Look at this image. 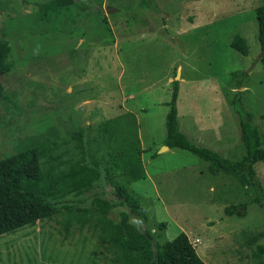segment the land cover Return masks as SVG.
Returning a JSON list of instances; mask_svg holds the SVG:
<instances>
[{"label": "rangeland", "instance_id": "obj_1", "mask_svg": "<svg viewBox=\"0 0 264 264\" xmlns=\"http://www.w3.org/2000/svg\"><path fill=\"white\" fill-rule=\"evenodd\" d=\"M46 1L0 0V37L13 64L0 76V159L39 144L73 162V131L82 134L86 158H99L108 136L103 120L132 112L146 177L127 189L145 209L154 239L171 240L180 229L206 264H264V252L254 257L255 243L245 242L264 230V210L252 203L245 216L224 213L229 203L246 201L249 189L211 174L208 162L189 151L162 144L172 80L179 129L193 143L231 160L245 154L240 114L230 102L235 93L239 112L251 115L264 142V69L254 63L261 51L254 8L264 0H82L88 11L80 14L73 4L42 10ZM236 34L247 55L229 45ZM254 169L264 188V161ZM111 189L103 183L105 196ZM65 216L1 232L0 264H116L98 246L103 223L66 224ZM258 243L264 246V237Z\"/></svg>", "mask_w": 264, "mask_h": 264}, {"label": "trees", "instance_id": "obj_2", "mask_svg": "<svg viewBox=\"0 0 264 264\" xmlns=\"http://www.w3.org/2000/svg\"><path fill=\"white\" fill-rule=\"evenodd\" d=\"M100 5L102 0H94ZM71 4L80 13L88 8L82 0H48L40 4L42 10L60 12ZM105 23V17L100 16ZM257 24V39L264 48V2L254 8ZM108 29V27L106 26ZM229 45L242 55L248 54L244 37L236 34ZM11 48L7 40L0 37V76L13 68L9 61ZM264 69V55L259 60ZM237 73L233 76L236 78ZM236 78V87L240 85ZM170 100L165 104L168 110L164 116L165 137L163 144L168 148L189 151L208 162L211 174L224 173L232 176L242 187L248 188L247 200L231 202L224 207L226 215H246L248 204L256 203L264 210V188L256 176L254 163L264 161V142L258 127L252 123L251 115L239 112V93L231 104L240 114V140L245 154L231 160L217 151L193 143L178 126L177 90L178 80H172ZM237 100V101H236ZM235 102V103H234ZM102 132L107 133L106 145L99 158H86L82 134L73 131V162L65 161L60 155L49 156L48 148L35 144L26 146L0 159V233L35 218L64 212L66 224L73 221H98L103 223L98 246L109 251L116 264H206L197 254L188 236L178 229L171 240L158 242L144 222L146 211L138 199L127 189V185L146 177L141 160L142 149L135 116L132 112L103 120ZM75 157L77 159L75 160ZM115 177L122 181L117 183ZM103 183L109 185L111 196H105ZM87 205L78 204L86 203ZM111 208H118L115 217L107 216ZM134 216L138 223L131 220ZM140 222V223H139ZM143 222V223H142ZM161 227V224L158 225ZM264 237V230L245 236L246 244L255 243L254 257L264 252V246L257 241ZM262 264L261 261H258Z\"/></svg>", "mask_w": 264, "mask_h": 264}, {"label": "water", "instance_id": "obj_3", "mask_svg": "<svg viewBox=\"0 0 264 264\" xmlns=\"http://www.w3.org/2000/svg\"><path fill=\"white\" fill-rule=\"evenodd\" d=\"M264 55V48L261 49V51L259 52V54L256 56L254 63L258 62L260 60V58ZM178 78V76H177ZM164 149H167L168 147L166 145L163 146Z\"/></svg>", "mask_w": 264, "mask_h": 264}, {"label": "built area", "instance_id": "obj_4", "mask_svg": "<svg viewBox=\"0 0 264 264\" xmlns=\"http://www.w3.org/2000/svg\"><path fill=\"white\" fill-rule=\"evenodd\" d=\"M194 240H195V241H198V239H197V238H195Z\"/></svg>", "mask_w": 264, "mask_h": 264}, {"label": "crops", "instance_id": "obj_5", "mask_svg": "<svg viewBox=\"0 0 264 264\" xmlns=\"http://www.w3.org/2000/svg\"><path fill=\"white\" fill-rule=\"evenodd\" d=\"M166 103V102H165ZM166 113V112H165ZM162 144H163V141H162ZM168 149V148H167ZM167 149H164V150H167Z\"/></svg>", "mask_w": 264, "mask_h": 264}]
</instances>
